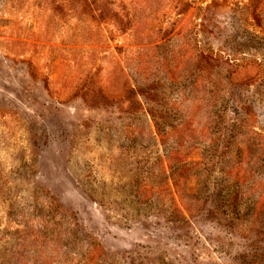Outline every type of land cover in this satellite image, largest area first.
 <instances>
[{
    "label": "rangeland",
    "instance_id": "rangeland-1",
    "mask_svg": "<svg viewBox=\"0 0 264 264\" xmlns=\"http://www.w3.org/2000/svg\"><path fill=\"white\" fill-rule=\"evenodd\" d=\"M0 264H264V0H0Z\"/></svg>",
    "mask_w": 264,
    "mask_h": 264
}]
</instances>
